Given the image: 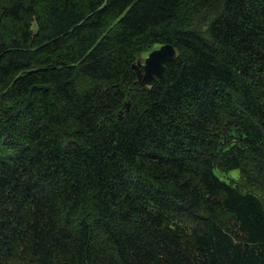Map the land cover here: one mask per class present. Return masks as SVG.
<instances>
[{"label": "trees", "instance_id": "16d2710c", "mask_svg": "<svg viewBox=\"0 0 264 264\" xmlns=\"http://www.w3.org/2000/svg\"><path fill=\"white\" fill-rule=\"evenodd\" d=\"M0 264H264V0H0Z\"/></svg>", "mask_w": 264, "mask_h": 264}, {"label": "water", "instance_id": "95a60500", "mask_svg": "<svg viewBox=\"0 0 264 264\" xmlns=\"http://www.w3.org/2000/svg\"><path fill=\"white\" fill-rule=\"evenodd\" d=\"M177 57V48L172 43L163 44L153 49L144 62L138 59L133 67L136 70L138 82L142 86L153 85L159 78H164L167 74V63L175 60ZM130 102L127 107L129 109ZM122 114L120 118H122Z\"/></svg>", "mask_w": 264, "mask_h": 264}, {"label": "rangeland", "instance_id": "374dc122", "mask_svg": "<svg viewBox=\"0 0 264 264\" xmlns=\"http://www.w3.org/2000/svg\"><path fill=\"white\" fill-rule=\"evenodd\" d=\"M199 18L202 16V13L201 12H197ZM198 22L196 21L195 17H192V18H189V17H186L184 19V23L185 25H194V24H197ZM155 49V48H154ZM153 49L149 50V51H145L143 53H141L140 57L138 59L142 60V62H144L145 58L147 57V55L149 54V52H151ZM232 172H238L237 170H234Z\"/></svg>", "mask_w": 264, "mask_h": 264}]
</instances>
